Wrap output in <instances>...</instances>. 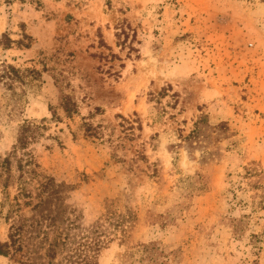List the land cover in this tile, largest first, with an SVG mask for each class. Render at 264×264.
Returning a JSON list of instances; mask_svg holds the SVG:
<instances>
[{"label": "rangeland", "instance_id": "rangeland-1", "mask_svg": "<svg viewBox=\"0 0 264 264\" xmlns=\"http://www.w3.org/2000/svg\"><path fill=\"white\" fill-rule=\"evenodd\" d=\"M3 34L31 44H0V66L42 74L0 83V156L47 118L34 153L79 222L135 217L99 264H264V0H0ZM200 117L202 141H183ZM3 182L0 166V204Z\"/></svg>", "mask_w": 264, "mask_h": 264}, {"label": "trees", "instance_id": "trees-1", "mask_svg": "<svg viewBox=\"0 0 264 264\" xmlns=\"http://www.w3.org/2000/svg\"><path fill=\"white\" fill-rule=\"evenodd\" d=\"M0 41L5 48L17 44L30 47L31 36L25 34L24 39L11 40L3 34ZM36 68H21L3 62L0 66V83L17 94V86L24 85L41 77ZM169 90L151 93L153 99L163 98ZM177 95L176 92L173 96ZM151 98V99H152ZM65 115L71 118L78 112L73 98L65 95L61 104ZM136 114V113H135ZM124 126L133 127V119L120 116ZM62 117L55 113L51 120L58 122ZM47 118L39 121L25 120L20 128L14 149L0 156V166L4 175L3 200L0 204V217L10 221L8 238L0 239V256L20 255L26 264H99L101 252L112 242L111 236L125 241L128 223L134 221L129 215H116L111 212L102 221L98 219L90 226H83L78 216L65 203L64 185L53 177L43 174L36 159L33 145L39 142L50 129ZM204 118L200 117L188 136L183 141L201 142L204 136ZM85 133L88 137L100 138L101 131L90 122H85ZM16 185L17 193L13 198L9 189ZM30 209L31 215H27ZM114 215L116 218H114Z\"/></svg>", "mask_w": 264, "mask_h": 264}]
</instances>
